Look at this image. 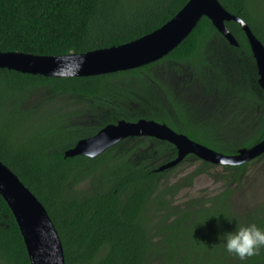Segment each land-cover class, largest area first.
Returning a JSON list of instances; mask_svg holds the SVG:
<instances>
[{
  "label": "trees",
  "instance_id": "1",
  "mask_svg": "<svg viewBox=\"0 0 264 264\" xmlns=\"http://www.w3.org/2000/svg\"><path fill=\"white\" fill-rule=\"evenodd\" d=\"M219 1L264 44V0ZM187 2L0 0V52L61 56L118 46L160 28ZM225 23L237 46L203 16L166 56L113 73L53 77L0 68V160L46 208L65 264H264V248L241 260L218 238L236 224L264 228L263 202L243 210L234 201L250 186L248 163L214 172L219 165L187 154L161 170L177 149L149 136L125 138L95 157L66 155L122 120L164 123L226 155L263 141L256 61L241 25ZM201 175L217 177L221 190L180 200ZM0 264H31L2 195Z\"/></svg>",
  "mask_w": 264,
  "mask_h": 264
},
{
  "label": "water",
  "instance_id": "2",
  "mask_svg": "<svg viewBox=\"0 0 264 264\" xmlns=\"http://www.w3.org/2000/svg\"><path fill=\"white\" fill-rule=\"evenodd\" d=\"M208 17L232 44L238 41L226 21H236L246 33L258 69V82L264 91V44L239 16L230 13L219 0H188L169 21L153 32L131 42L61 56H41L17 51L0 52V68L53 77L92 76L133 69L169 54L193 31L199 20ZM149 136L172 143L177 156L161 167H172L187 154L220 165H239L264 152V140L251 148L226 155L176 132L164 123L140 119L109 124L92 137L81 139L66 155L95 157L128 137ZM0 195L11 208L20 228L31 264H65L58 231L46 208L21 179L0 160Z\"/></svg>",
  "mask_w": 264,
  "mask_h": 264
},
{
  "label": "rangeland",
  "instance_id": "3",
  "mask_svg": "<svg viewBox=\"0 0 264 264\" xmlns=\"http://www.w3.org/2000/svg\"><path fill=\"white\" fill-rule=\"evenodd\" d=\"M264 159V158H263ZM187 165V164H185ZM181 165L179 170L182 174H185L187 171L195 168V165H190L185 167ZM260 168V170L258 169ZM219 167L217 170H221ZM253 174L249 183L250 186L246 187L244 194H242L238 199L234 200L237 203L239 209H247L248 206H252L255 203L263 202L264 203V160L259 163V165L253 170ZM209 189L210 191L221 190V185L215 182V179L212 176H199L194 180L192 187L189 190L182 191L178 197L180 200L185 199L186 193L194 194L200 189Z\"/></svg>",
  "mask_w": 264,
  "mask_h": 264
},
{
  "label": "clouds",
  "instance_id": "4",
  "mask_svg": "<svg viewBox=\"0 0 264 264\" xmlns=\"http://www.w3.org/2000/svg\"><path fill=\"white\" fill-rule=\"evenodd\" d=\"M218 238L223 239V247L227 253L234 254L241 260L258 255L264 248V228L255 223L236 224L235 230L224 232Z\"/></svg>",
  "mask_w": 264,
  "mask_h": 264
},
{
  "label": "flooded vegetation",
  "instance_id": "5",
  "mask_svg": "<svg viewBox=\"0 0 264 264\" xmlns=\"http://www.w3.org/2000/svg\"><path fill=\"white\" fill-rule=\"evenodd\" d=\"M257 66V65H256ZM255 146V145H254ZM241 150V149H240ZM239 152V151H238ZM262 154H264V152L263 153H261L260 155H262ZM233 155H235V154H233ZM260 155H258V156H260ZM258 156H256V157H254V158H252V159H250L249 161H247V162H245V163H242V164H246V163H248V165H247V169H246V174L247 175H251L252 176V174H253V170L259 165V161L261 160V158H259L258 159ZM262 158H264V157H262ZM258 159V160H257ZM255 160H257L256 162H254ZM215 164V163H214ZM195 165V167L197 166L196 164H194ZM216 165H219V167L220 166H222V165H220V164H216ZM239 165H241V164H239ZM230 166V165H229ZM233 166H237V165H233ZM219 167H217V168H219ZM217 168H215L214 169V172H218L219 170H217ZM221 171V170H220ZM215 176L217 175V173L216 174H214ZM213 178L215 179V182H217V183H219L220 184V181H218L217 180V177H214L213 176ZM221 185V184H220ZM215 192H219V190H214V193Z\"/></svg>",
  "mask_w": 264,
  "mask_h": 264
}]
</instances>
